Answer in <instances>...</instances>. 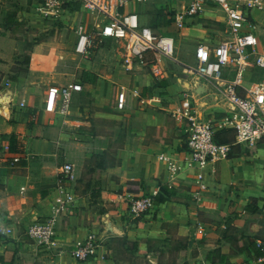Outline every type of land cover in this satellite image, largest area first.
Returning <instances> with one entry per match:
<instances>
[{"label":"crops","instance_id":"0c3cea01","mask_svg":"<svg viewBox=\"0 0 264 264\" xmlns=\"http://www.w3.org/2000/svg\"><path fill=\"white\" fill-rule=\"evenodd\" d=\"M182 1L142 0L124 6V11L137 13L141 24L171 35L175 43L173 58L158 60L149 51L130 70L123 64L120 45L96 33L98 17L82 13L80 7L70 8L60 19H73L72 50L84 61L80 66L85 74L80 77L58 71L52 52L34 53L25 60V70L14 69L21 59L13 58L14 50H19L17 39L0 34V264H122L125 255L156 257L161 264H264L258 260L264 253L256 245L264 241L263 143L255 148L234 145L228 157L211 161L202 170L181 160L187 152V121L173 113L184 94L193 99L202 119L222 117L227 106L212 82L180 60L179 34L188 41L194 66L198 45L216 46L230 35L225 14L216 6L186 17L179 27L176 13L190 0L183 5ZM8 2L18 11L16 4L22 1L6 0L0 11ZM32 5L39 8L38 0ZM158 10L166 16L164 25L155 21ZM72 13L81 16L74 20ZM22 14L24 10L17 16ZM10 15L13 11L6 9L2 19L12 20ZM215 15L224 22L226 33L209 25ZM251 16L256 50L264 53V0H258ZM79 23L92 34L87 55L74 52ZM192 26L194 38L187 32ZM215 31L221 36L213 38ZM107 41L116 45L120 58L88 84L95 54ZM232 73V68L223 67L225 76ZM263 77L260 69L248 68L242 83L247 86ZM72 81L82 87L72 93L67 111L44 110L48 86ZM121 88L125 107L118 109ZM122 118L127 121L123 139ZM219 137L232 142L233 130L224 128ZM160 155L175 160L173 172ZM67 162L74 168L71 180L61 178ZM160 188L164 201L137 216L128 212L127 195L156 197ZM67 195L71 201L56 214L55 207ZM55 214L54 247L39 248L25 239L28 224ZM88 234L94 235L98 247L86 260H77L72 250Z\"/></svg>","mask_w":264,"mask_h":264},{"label":"built area","instance_id":"2783aa9c","mask_svg":"<svg viewBox=\"0 0 264 264\" xmlns=\"http://www.w3.org/2000/svg\"><path fill=\"white\" fill-rule=\"evenodd\" d=\"M133 1L142 0H38V3L42 15L49 19L60 18L74 4L93 13L98 17L96 33L101 37L112 38L120 45L122 61L128 70L135 63L143 62L144 54L149 51L158 60L173 58L175 43L171 35L154 32L151 27L140 23L136 12L124 11V6ZM257 2L258 0H190L176 13L174 21L181 27L186 17L194 18L203 10L219 7L225 14L230 33L216 46L198 45L195 49V66H187L189 71L212 82L214 92L227 106V111L222 117L202 119L195 111L193 99L188 94L182 97L180 108L173 116L187 121L184 138L187 152L181 160L188 167L202 170L209 162L228 157L234 145L247 148H255L259 143L264 145V77L247 86L242 83L243 74L248 68L260 69L264 73V53L256 50L258 41L251 16V10ZM75 27L77 37L74 52L87 55L92 34L84 23ZM224 66L232 68L231 76L223 74ZM81 87V84L75 81L67 85L48 86L44 110L65 113L70 106L72 93L80 91ZM116 107H125L123 88L117 94ZM221 128L233 130L232 142H219L215 139L216 130ZM159 159L166 161L169 170H175L173 158L160 155ZM261 166L264 170V158ZM61 174L62 179H73V164H63ZM154 196L155 194L140 197L127 195L125 201L128 212L137 216L150 210L155 204ZM71 199V196L67 195L55 207V213L61 214ZM56 214L26 226L25 234L33 243L47 249L54 247ZM98 243L93 234H88L73 248L72 256L77 260H86L94 254ZM256 245L264 253V241L259 240ZM258 260L264 261V255Z\"/></svg>","mask_w":264,"mask_h":264},{"label":"rangeland","instance_id":"374dc122","mask_svg":"<svg viewBox=\"0 0 264 264\" xmlns=\"http://www.w3.org/2000/svg\"><path fill=\"white\" fill-rule=\"evenodd\" d=\"M4 1L6 0H0V6L4 4ZM22 2L20 5L16 4L18 11H25V14H22V16H17L18 11L14 8H12L11 5L12 2H8V5L4 6L2 10L0 11V34H6L5 36L7 39L10 38H16V47L19 48V50L15 49L13 58H19V61H16V64L13 66L14 69L18 71L25 70L26 62L25 60L34 53H46V52H52L56 55L58 59V65L57 70L58 71H66L73 73L77 76H81V74L84 72L83 67L80 66L81 62H84L80 56L73 53L72 46L74 41V32L72 28V21L64 22L59 18H46L42 15L39 8L35 7V5H32V0H21ZM187 0L182 1L183 3H186ZM11 3V4H10ZM147 4L143 5L141 3V6H146ZM131 5H127L126 8H130ZM142 8V7H140ZM138 8L139 10H141ZM8 9L10 11H13V15H10L11 19H6L4 17L2 19V16L5 14V10ZM81 12V11H80ZM82 13L87 14L88 10L85 8ZM147 13V14H146ZM216 13V11H215ZM72 15H75L72 13ZM81 16V13L76 14L74 16V20L79 18ZM145 16H148V12H145ZM218 15L214 16V19L210 20L209 25L212 26L216 30H222L223 33H226V27L224 22H222V19L217 17ZM65 20V19H64ZM194 23V22H193ZM190 26V25H189ZM12 31H9L11 30ZM190 35L194 38V26L189 28L187 30ZM221 36V32H216L213 34L214 37ZM19 39L22 40V48L21 43ZM187 40L183 39V35L179 34L178 43H177V51H179L180 60L184 64H191L194 65V59L192 56L189 55V47L186 45ZM116 45L110 41H107L104 43L101 49H99L94 57L95 62L91 64V71L90 76H87L88 78V84L93 83L96 80V78L99 77L102 73L105 72L107 64L115 65V61H118L119 53L117 50H115ZM26 50H25V49ZM25 55L23 57L22 55ZM94 52L91 55H93ZM118 55V56H117ZM120 58V57H119ZM8 59V57H6ZM11 59V58H10ZM13 60V59H12ZM84 64V63H83ZM85 74V73H83ZM84 76V75H83ZM85 79V78H84ZM121 122V129L119 130V137L123 139L125 135L126 125L127 121L126 119H120ZM27 240H29L31 243L32 241L28 238L26 235ZM39 248H44L43 246L37 245ZM122 257L121 259H123ZM163 263L162 259H157L156 257L151 258H145V259H132L129 257V255H125V259L122 260V264H161Z\"/></svg>","mask_w":264,"mask_h":264},{"label":"trees","instance_id":"16d2710c","mask_svg":"<svg viewBox=\"0 0 264 264\" xmlns=\"http://www.w3.org/2000/svg\"><path fill=\"white\" fill-rule=\"evenodd\" d=\"M71 7H73V9H77L78 7H79V5L78 4H74V5H72ZM164 17H166V16H163V14H162V11L161 10H158L157 12H156V14H155V21H156V23L159 25H164L163 23L165 22V18ZM91 51H92V53L94 52V54H95V48H92L91 49ZM91 53V52H90ZM93 54V55H94ZM91 55V54H90ZM93 55H91V57H93ZM222 129H224V128H221V129H217L216 130V132H215V139L217 140V141H219V142H224V141H222L221 139H220V137H219V133L221 132V130ZM162 192H163V190H161V188H160V190H159V194H158V196H156V197H154V202L155 203H159V202H162V201H164L165 200V197L164 196H162Z\"/></svg>","mask_w":264,"mask_h":264}]
</instances>
